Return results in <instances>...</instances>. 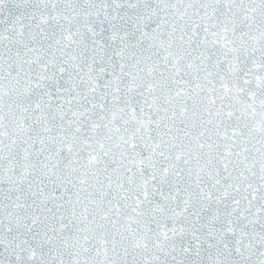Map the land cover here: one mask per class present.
Returning a JSON list of instances; mask_svg holds the SVG:
<instances>
[{
    "label": "snow or ice",
    "instance_id": "snow-or-ice-1",
    "mask_svg": "<svg viewBox=\"0 0 264 264\" xmlns=\"http://www.w3.org/2000/svg\"><path fill=\"white\" fill-rule=\"evenodd\" d=\"M0 264H264V0H0Z\"/></svg>",
    "mask_w": 264,
    "mask_h": 264
}]
</instances>
